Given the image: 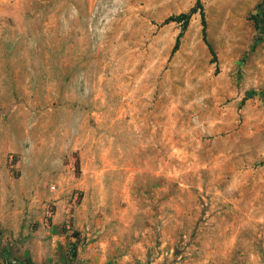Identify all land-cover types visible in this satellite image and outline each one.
<instances>
[{
	"label": "rangeland",
	"instance_id": "rangeland-1",
	"mask_svg": "<svg viewBox=\"0 0 264 264\" xmlns=\"http://www.w3.org/2000/svg\"><path fill=\"white\" fill-rule=\"evenodd\" d=\"M195 1L0 0V264H264V0Z\"/></svg>",
	"mask_w": 264,
	"mask_h": 264
},
{
	"label": "trees",
	"instance_id": "trees-1",
	"mask_svg": "<svg viewBox=\"0 0 264 264\" xmlns=\"http://www.w3.org/2000/svg\"><path fill=\"white\" fill-rule=\"evenodd\" d=\"M195 6H197L199 8V17H200V24H201V38L203 40V42L205 43V45L207 46V49L209 51V53L211 54V59L212 61H215V53L212 49V47L210 46V44L206 41V38H205V30H204V27H205V20H204V14H203V10L200 6V3H199V0H196L195 1V5L192 6L188 12H180L178 14H175V15H170L168 16L167 18H165L164 22L166 21H170V20H175V21H182V28L181 30L183 29L184 25L186 24L187 20H188V17L190 15V13L194 12L195 11ZM181 31L177 34V37L175 38V41L171 47V50L170 52L172 53L176 47H177V44H178V37L180 35Z\"/></svg>",
	"mask_w": 264,
	"mask_h": 264
}]
</instances>
